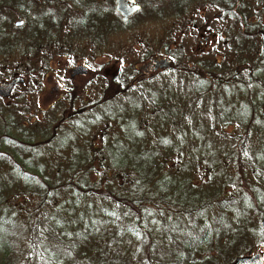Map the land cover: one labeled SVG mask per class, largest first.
<instances>
[{
	"label": "trees",
	"instance_id": "1",
	"mask_svg": "<svg viewBox=\"0 0 264 264\" xmlns=\"http://www.w3.org/2000/svg\"><path fill=\"white\" fill-rule=\"evenodd\" d=\"M134 3L140 19L174 33L208 21L201 9L216 11L226 22L221 59L214 48L195 57L166 43L170 67L132 81L135 66L120 52L123 67L90 104L74 110L70 84L39 110L40 123L26 116L28 92L12 105V92L0 98V264H230L264 254V0ZM129 24L114 0H0V72L20 62L10 79L26 83L52 57L72 56L73 44L99 49ZM83 113L91 139L71 143L74 159L61 157L65 142L42 153Z\"/></svg>",
	"mask_w": 264,
	"mask_h": 264
},
{
	"label": "rangeland",
	"instance_id": "2",
	"mask_svg": "<svg viewBox=\"0 0 264 264\" xmlns=\"http://www.w3.org/2000/svg\"><path fill=\"white\" fill-rule=\"evenodd\" d=\"M66 6L68 5L66 4L65 7ZM55 7L56 6H53L51 9L54 10ZM201 14L204 18L208 19V21L203 18V20L196 19V22L193 25L186 24L185 31L178 33H174L172 30L168 32L170 26L165 23L160 21L143 20L140 19V16L134 15L133 21L134 19H139L140 23L133 24V22H131L125 31L111 35L107 39V44L105 46L101 45L98 49L97 46H84V43H79L78 47L73 44L71 46V49L74 51L72 56L57 55L52 57L48 60V62H51H49L50 64L48 63L50 67L47 65V71L44 72L43 75H34V72L31 74V79L28 82L24 79L26 83L13 88L12 99L11 101H8L7 104L15 102L19 94L28 92L26 102L27 107L30 109L26 116H31L29 122H42L43 114H41L39 110L49 111L50 108L48 106L52 104L50 106L52 107L59 99L60 95H65L64 91H66V86H70L67 80L68 73L64 74L62 68L64 66L85 63L88 66V73L86 76L75 78L71 84L77 88V94L73 104L74 110H76L80 107L79 100L84 101L87 105L90 104L95 94H99V88L104 84H108L109 79L118 69L123 67V64L129 66L132 62L135 67H138L141 66L143 62H141L142 59L145 60L146 57L152 56V54H157L156 57L159 58L166 57L164 55L166 43L168 44L170 52H175L176 49L183 47L186 53H193V56L195 57L200 54L212 53V48H214V54L218 61L222 56V48L220 47L221 43L218 40V31L224 27L226 22L224 20H219L220 15L216 11L212 12L208 9H201ZM262 23H264V20ZM149 47L151 49H149ZM260 48L262 50L261 45ZM100 50L104 52L99 54ZM149 51L152 53L149 54ZM120 52L125 56V60L123 59L125 63L123 64H121V60L118 59V56H121ZM142 56L144 58H142ZM15 62L7 64L0 72V82L9 81L13 72L12 70L15 69L17 70L18 76H21V69L19 68L20 62ZM32 90L34 91V94H32ZM168 93L172 95L173 90L169 89ZM114 101L115 99L108 103L105 102V105L112 104L113 108L115 104ZM17 106H19V104H17ZM90 116H92V114L83 113V115L78 114L71 117L74 120L76 118L77 123L75 122L74 125L77 124L78 128L73 126L68 128L67 126H64V128L53 138L49 146L42 150V153L45 154L47 151L50 153H58V151L62 149V143L65 142L64 148L60 150V155L64 159H68L69 156L73 158L71 154L75 148H73L74 145H71V143L74 144L77 142V144H82L85 140V136L90 135L87 131L85 132L86 123H80L83 120H88L87 122H90ZM192 130L195 132L196 129L193 128ZM229 130L230 127L226 128V131ZM81 131L83 132L81 133ZM77 132H80L81 134H77ZM99 132L100 131H98L91 140V146L98 150L101 147ZM90 139L91 136L88 137V140ZM83 144L80 146L81 148H83ZM58 146L59 150H55ZM77 147L78 146L76 145V148ZM206 148H208L209 151H214L212 149V144L207 145ZM262 150L264 152V137ZM38 152L41 154V151ZM93 164H95V161ZM91 178H93V176H91ZM252 251L256 252L254 249ZM262 256L264 258V254H262Z\"/></svg>",
	"mask_w": 264,
	"mask_h": 264
},
{
	"label": "water",
	"instance_id": "3",
	"mask_svg": "<svg viewBox=\"0 0 264 264\" xmlns=\"http://www.w3.org/2000/svg\"><path fill=\"white\" fill-rule=\"evenodd\" d=\"M53 1V0H47ZM139 10V6L134 4L133 0H114V11L120 16L122 22H126L127 19L135 14ZM22 25L21 21L13 23L15 28ZM262 53L264 54V35L261 41ZM170 67V60L166 57L160 59H149L148 62L143 63L139 67V76L146 77L150 72L156 70L168 69ZM87 74V68L84 64H79L70 70V77H83ZM23 79L20 77H14L7 82H0V97L8 98L12 88L16 85L22 84ZM259 228L264 233V213L261 214L259 219ZM230 264H264V258L259 252L248 251L243 256L237 257Z\"/></svg>",
	"mask_w": 264,
	"mask_h": 264
},
{
	"label": "flooded vegetation",
	"instance_id": "4",
	"mask_svg": "<svg viewBox=\"0 0 264 264\" xmlns=\"http://www.w3.org/2000/svg\"><path fill=\"white\" fill-rule=\"evenodd\" d=\"M133 16V15H132ZM132 16H130L128 19H127V21L126 22H122L121 21V19H120V16L118 15V18H119V20L123 23V24H129V21L131 20V18H132ZM133 19V18H132ZM16 22V21H15ZM32 49H36V46H34V47H32ZM149 59H160L159 57H156V56H148V57H146V59L142 62V64L143 63H146V62H148V60ZM50 62V61H49ZM48 62V63H49ZM51 63V62H50ZM49 63V64H50ZM80 64H84L85 66H86V68H87V73H88V66L85 64V63H80ZM141 64V65H142ZM76 65H78V64H75V65H73V66H64L63 68H62V72L65 74V73H68V82H69V84H72V82H73V80L75 79V78H77V77H79V76H76V77H70V75H69V73H70V70L73 68V67H75ZM49 66V65H48ZM50 67V66H49ZM139 67L140 66H138V67H135V69H136V74L132 77V81H137L138 79H140V78H142V77H138L139 76V74H140V72H139ZM157 71H159V70H156V71H154V72H150L148 75H150V74H154L155 72H157ZM64 80V79H63ZM1 82H3V81H1ZM14 88V87H13ZM13 88H12V90H13ZM1 98V97H0ZM3 101H5L7 98H1Z\"/></svg>",
	"mask_w": 264,
	"mask_h": 264
}]
</instances>
